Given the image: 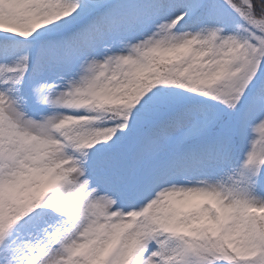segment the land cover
Here are the masks:
<instances>
[{"label": "snow or ice", "instance_id": "6c2138e0", "mask_svg": "<svg viewBox=\"0 0 264 264\" xmlns=\"http://www.w3.org/2000/svg\"><path fill=\"white\" fill-rule=\"evenodd\" d=\"M0 264H264V0H0Z\"/></svg>", "mask_w": 264, "mask_h": 264}]
</instances>
